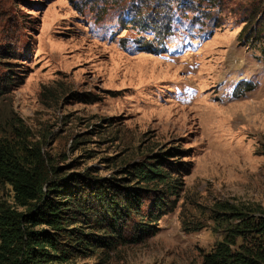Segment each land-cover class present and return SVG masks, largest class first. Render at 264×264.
Listing matches in <instances>:
<instances>
[{"label":"rangeland","instance_id":"obj_1","mask_svg":"<svg viewBox=\"0 0 264 264\" xmlns=\"http://www.w3.org/2000/svg\"><path fill=\"white\" fill-rule=\"evenodd\" d=\"M123 8L209 36L193 56L167 62L122 43L153 39L111 20ZM261 15L264 0H0V147H38L60 177H85L82 198L95 214L99 184L131 180L170 147L185 152L168 159L183 163L174 170L156 165L174 196L131 181L144 192L121 226L124 242L65 264H201L222 237L209 219L214 204L264 212V64L241 45ZM102 24H116L111 39ZM239 80L255 86L232 98ZM184 84L197 90L187 105L170 93ZM156 198L162 216L150 211ZM0 206H13L5 185Z\"/></svg>","mask_w":264,"mask_h":264},{"label":"trees","instance_id":"obj_2","mask_svg":"<svg viewBox=\"0 0 264 264\" xmlns=\"http://www.w3.org/2000/svg\"><path fill=\"white\" fill-rule=\"evenodd\" d=\"M139 19L135 16L131 24L139 23L136 27L140 26L139 29L145 33L149 29H156L155 34L159 32L158 24L153 21L145 24ZM260 21L262 24L253 36L241 37V45L256 52V60L264 64L263 15ZM136 43L137 51L152 55L157 53L151 40L140 38ZM252 89L250 83L240 82L233 94L236 96L240 91L249 92ZM23 151L24 154H18L0 147V186L5 185L10 189L13 204L11 208L0 206V264H65L75 254L88 257L94 249H109L112 246L111 240L123 243L121 226L129 219L130 214H138V203L144 192L139 187L130 188L128 184L131 181L144 185L157 183L156 185H164V188L161 187L162 191H158L161 198L174 196L175 187L172 183H167L169 175L156 165L174 170L183 163L168 159L174 156L181 159L179 154L185 153L170 147L165 153L158 155V164L139 165L131 175V180L121 177L117 180H105L101 185L98 183L93 194L99 207V212L95 214L82 198L83 190L80 185L85 177L75 174L60 177L56 168L40 154L38 147L30 148V154H27L29 149ZM175 172L179 170L176 169ZM174 181L171 182L175 183ZM112 191L116 194H112ZM164 202L163 199H154L150 211L156 216L164 215ZM93 215L97 218L92 223ZM146 219L148 222L153 221L149 215ZM209 219L214 225L213 232H221L222 237L202 257L201 264H264L262 210L254 208L245 211L220 202L210 209ZM37 226L43 228L35 229Z\"/></svg>","mask_w":264,"mask_h":264},{"label":"clouds","instance_id":"obj_3","mask_svg":"<svg viewBox=\"0 0 264 264\" xmlns=\"http://www.w3.org/2000/svg\"><path fill=\"white\" fill-rule=\"evenodd\" d=\"M180 4V3H179ZM131 20H130V22L128 23V24H131V21L135 18V16H137V17H139V15H138V12H135V11H133V13H131ZM163 16V15H162ZM139 18H141V17H139ZM153 20V22L157 25V27L158 28H163L164 30H166V27L168 26V24H167V21L166 20H164V19H162L160 16H158L157 15V17L156 18H154V19H150V21H152ZM146 22V21H145ZM145 22H143L142 21V23H145ZM139 23H135L134 25H138ZM131 26H133V24H131ZM203 42V41H202ZM201 42V43H202ZM201 43H200V45H201ZM200 45L197 47V49H199V47H200ZM196 49V50H197ZM195 50V51H196ZM195 51L194 52H187L186 54H184V55H182L181 57H186V56H193L194 55V53H195ZM150 55H152V54H150ZM154 56V55H153ZM181 57H179L178 59H180ZM178 59H176V60H178ZM163 60V59H162ZM175 60V61H176ZM164 61H167V60H164ZM174 61V62H175ZM258 61V60H257ZM167 62H172V61H167ZM178 62V61H177ZM262 63V62H261ZM263 64V63H262ZM240 82H246V83H250V85L254 88V83H252V82H249V81H241V80H239L234 86H232L231 87V97L232 98H235V97H239V96H241V95H243V94H245V93H249V92H251V91H249V92H242L241 93V91L236 95V96H234V90H235V88H236V86H237V84L238 83H240ZM184 85H186V84H184ZM183 86V85H182ZM173 87H181V86H179V85H174ZM173 87H172V89H173ZM193 89H195L196 90V88L195 87H192ZM197 91V90H196ZM171 93V92H170ZM196 94V93H195ZM173 99V98H172ZM174 100V99H173ZM174 102L175 103H177V104H183V105H187V104H189V103H179V102H177L176 100H174Z\"/></svg>","mask_w":264,"mask_h":264}]
</instances>
